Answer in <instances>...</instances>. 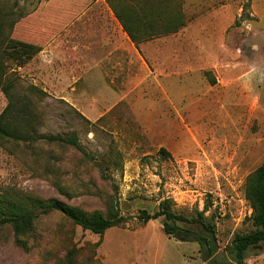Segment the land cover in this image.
<instances>
[{
    "label": "rangeland",
    "instance_id": "obj_1",
    "mask_svg": "<svg viewBox=\"0 0 264 264\" xmlns=\"http://www.w3.org/2000/svg\"><path fill=\"white\" fill-rule=\"evenodd\" d=\"M68 1L0 0L5 35L41 48L21 67L5 56L2 68L18 92L34 87L44 94L31 99L38 135L74 132L87 153L109 160L111 151L110 180L73 150L56 165L48 164L45 146L9 142L0 146V194L103 214L111 200L124 222L98 236L53 212L34 222L27 251L0 225V264H66L71 250L70 264H207L195 242L165 236L161 219H136L164 199L187 218L207 207L216 258L233 264L223 249L252 229L244 184L264 164V11L253 10L257 0H153L163 12L154 33L179 12L184 27L133 44L132 62L122 68L97 69L87 65V51L74 52L68 37L63 43V31L85 10L64 27L69 12L86 6ZM6 105L0 91V114ZM242 264H264V243L249 249Z\"/></svg>",
    "mask_w": 264,
    "mask_h": 264
},
{
    "label": "trees",
    "instance_id": "obj_2",
    "mask_svg": "<svg viewBox=\"0 0 264 264\" xmlns=\"http://www.w3.org/2000/svg\"><path fill=\"white\" fill-rule=\"evenodd\" d=\"M79 1L73 0L70 5L77 6ZM83 1L86 6L81 5L80 11L77 10L78 13L69 12V20L63 25L64 27L76 14L85 10L95 0ZM105 2L135 46L159 35L177 33L185 25V18L179 12L178 18H170L158 33H154L153 21L160 19L163 12L158 10L156 5H153V0H118L116 2L105 0ZM59 9L66 8L61 5ZM31 21L21 22L19 27ZM14 24L13 22L9 24L11 31ZM2 25L3 23L0 22V91L6 97L7 105L0 114V146L9 142L15 145H26L31 149L45 146L48 148V152L45 154L48 164L53 162L56 165L62 163L60 155L64 151L73 150L81 155L84 163L96 170L102 180H110L106 164H109L110 157H112L111 151L108 153L109 160L105 159L104 156L98 158L87 153L81 148L74 132L67 135H38L36 127L40 116L31 99L33 96L40 97L44 94L34 87H28L24 93L18 92L14 82L5 76L1 60L6 56L17 67H21L38 54L41 48L37 44H32L33 42L27 43L11 39L10 35H5ZM51 36L53 35L47 36L48 39ZM52 156L54 157L52 158ZM244 199L252 211L250 216L252 229L245 234L235 235L231 245L223 249L233 264H242L249 249L264 243V164L247 176L244 184ZM170 205V201L164 199L159 202L154 212L139 210L136 219L143 224L151 220L161 219V229L165 236L172 237L179 242H195L198 245V253L202 261L207 264H221L216 258L218 246L214 224L210 219L204 217L208 210L207 207L187 218L174 212ZM53 212L61 214L67 221L81 230L98 236H102L106 230L124 222V217L121 215L117 204L111 200L107 203L106 212L103 214L98 211L88 213L80 207L70 206L58 200H38L30 197H17L8 193L0 194V225L10 227L16 243L24 251L28 250L24 238L32 232L34 222L40 216ZM73 257L74 250H71L67 256L69 262L66 264H70Z\"/></svg>",
    "mask_w": 264,
    "mask_h": 264
},
{
    "label": "crops",
    "instance_id": "obj_3",
    "mask_svg": "<svg viewBox=\"0 0 264 264\" xmlns=\"http://www.w3.org/2000/svg\"><path fill=\"white\" fill-rule=\"evenodd\" d=\"M252 8L254 11H264V2L253 1ZM63 32L65 33L63 43H66L64 38L68 37L73 50L76 46L74 52L87 51L89 67L93 65L98 69L104 64L109 68L115 66L122 68V64L127 65V60L132 58L133 43L123 31L121 24L105 0H95ZM124 53L127 56L122 58ZM128 57L130 59H127ZM130 61L132 62V60Z\"/></svg>",
    "mask_w": 264,
    "mask_h": 264
}]
</instances>
